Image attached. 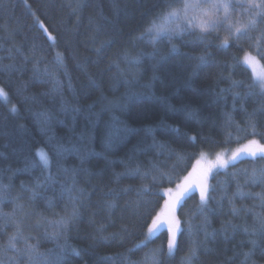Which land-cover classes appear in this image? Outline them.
I'll use <instances>...</instances> for the list:
<instances>
[{
	"label": "trees",
	"instance_id": "trees-1",
	"mask_svg": "<svg viewBox=\"0 0 264 264\" xmlns=\"http://www.w3.org/2000/svg\"><path fill=\"white\" fill-rule=\"evenodd\" d=\"M156 4L157 0H4V7H0V24L7 23L15 29V35L10 40H0V43L6 46L14 43L29 57L25 63L18 56L15 71H0V86L5 88L10 97L9 102L0 98V153L6 157L0 158V167L10 164L13 168H22V153L44 145L48 136L55 135L67 143L69 139L75 140L76 135L82 131L93 133V152L84 164L92 174L81 173L77 176V187L84 189V194L79 206V218L69 232V242L73 246L89 249L92 254L84 256L83 260L69 255L68 264H85V261L87 264H124L125 259L139 260L160 246L164 249L160 257L163 264H181L182 257L195 242L204 244V234L197 228L204 219L197 214L198 190L177 209V215L182 221H191L192 232L186 230L178 236L174 256L167 255L166 231L146 242V247L138 250L134 248L144 240L151 218L160 211L166 199L162 190L174 188L176 183L192 171L193 165L200 158V150L203 148L208 151L206 141L217 142L209 154L215 155L225 148L235 150L246 144L248 139H261L260 134L264 133V114H259L256 117L258 123L255 137L250 134L253 131L251 128H246V133H237L233 127V135H239L241 139L221 143L224 140L226 113L236 123L246 126V113L264 103V98L258 95H243L249 90L247 85L251 83L253 71L249 64L248 67L236 63L234 57L242 59L247 51L262 66L264 59L254 49L248 48L247 43L244 44L245 51L235 46L227 51L211 48L213 56L209 58L210 63L193 75V65L197 61L190 60L186 54L201 53L203 45L191 43V36L173 41L177 46L175 52L171 51L168 43H160L159 51L153 58V48L147 42L148 37L134 42L133 37L143 31ZM33 12L43 21V28L33 22ZM44 28L48 31L45 32ZM50 32L54 40L49 38ZM3 35L0 33V36ZM33 45L34 57L30 53ZM125 51L131 55L143 53L139 65L129 66L121 56ZM57 54L62 57L59 67L56 64ZM4 55L5 52H0V56ZM36 60H39L38 70H34ZM213 60L218 63L228 61L232 67L225 70V75L230 72L232 80L242 81L245 85L233 89V92L241 93V98L235 104L232 94L218 95L219 89L230 86V81L218 78L221 69L218 63L211 62ZM113 62L119 64V70L113 66ZM2 63L7 64L9 61L3 60ZM46 66L55 70L58 84L44 74ZM161 98H167V103L176 108L189 104L197 110L198 115L193 120L175 115L165 109ZM110 101L116 103L109 106ZM120 103L126 104L123 111L116 106ZM11 104H16L19 111L11 112ZM40 112H47L51 116L50 126L38 121L36 113ZM113 113L126 120L135 131L129 134L127 143L114 144L108 148L102 143V131ZM94 114H99V117ZM89 119L95 120V125H90ZM161 120L167 125L179 126V133L156 128V139L168 147L160 155H157L159 149L138 151L135 163L144 167H148L150 162L157 163L173 177V181L169 182L166 177L156 184L144 181L149 183L151 191L143 194V202L138 207L135 201L138 199L137 189L141 181L138 178L117 180L113 173L124 170L119 161L127 160L129 151L145 136L143 130L149 126L156 127ZM45 127H50V131L42 132L41 129ZM188 136H195L196 139L189 140ZM151 142L149 136L138 148L143 149ZM261 142L264 143V139ZM169 150H173L171 156ZM176 153H180L182 158H178ZM228 153L231 155V151ZM109 161L116 163L110 164ZM65 163L68 167L80 166L75 155L68 157ZM257 164H264V160H258ZM251 166L252 160L249 157L236 162L227 170H214L215 175L210 183L218 184L229 178L228 174ZM38 174L37 170L31 175ZM22 180L29 181L30 176L24 174L16 177L14 183L17 191ZM129 186L130 191H122ZM234 187L233 184L229 192ZM109 189H112L111 195L108 194ZM245 190L255 192L260 191V188ZM42 195L45 199L36 201L37 210L55 219V214L62 213L68 203L67 195L61 198L59 184ZM213 195L219 197L220 193ZM49 203L51 207H48ZM109 203L111 207L107 206ZM243 203L251 205L253 201ZM227 207V202L223 207L215 201L210 203L209 208L214 211L206 213L211 222L209 232L218 229L221 221L228 218ZM11 209V204L3 205L4 211ZM26 223L25 234L31 233L35 237L31 242H39L41 251L54 246L44 238V228H35L32 220ZM101 225L105 227L103 233L97 230ZM182 226L185 229L188 227L187 223ZM48 231L52 229L48 228ZM11 232V228L7 229V233ZM112 234H116L114 239ZM101 235L108 237L107 241H100L98 237ZM244 238L240 235L236 237L237 240ZM6 241L7 234H0V245ZM261 245L264 246V240ZM228 246L231 247V244ZM204 247H210L216 252L222 251L225 247L222 235L218 234L214 241H209ZM109 256L115 259H106ZM215 258V254L206 255L201 251L200 259L194 264H210ZM255 258L259 264H264V257L259 255V250ZM21 264L24 262L21 261Z\"/></svg>",
	"mask_w": 264,
	"mask_h": 264
},
{
	"label": "snow or ice",
	"instance_id": "snow-or-ice-1",
	"mask_svg": "<svg viewBox=\"0 0 264 264\" xmlns=\"http://www.w3.org/2000/svg\"><path fill=\"white\" fill-rule=\"evenodd\" d=\"M0 7H4V0H0ZM30 7V6H29ZM33 22L44 27L41 21L33 12ZM47 32V28H44ZM0 40H10L15 35V29L9 24H0ZM50 39L55 37L48 33ZM184 36H191V43L203 45V51L199 54L189 55L190 60L197 61L193 65V75L202 67L210 63V57L213 53L211 48H216L218 51H227L235 46L241 51H245L244 44L247 43L248 48L254 49L262 59H264V0H157V4L149 17L143 31L133 37V42L136 40H144L148 37V43L151 44L153 52L151 55L156 57L159 48L158 45L166 42L171 46V51H177V46L173 41L182 39ZM105 43H110L105 42ZM0 52H5L6 55L0 56V71H15L17 57H22L27 63L29 57L24 54L21 48L14 43L5 45L0 43ZM31 55L35 56V45L30 50ZM143 53L131 55L128 51L121 54L122 58L129 66L139 65L140 58ZM236 63L250 64L252 57L249 52L245 51L243 59L235 58ZM3 60H8L9 63H2ZM212 63H218L211 61ZM56 64L59 67L62 64L61 54H57ZM39 60L34 63V70H38ZM113 66L119 70V64L113 62ZM220 71L218 78L220 80H229L230 86L219 89V93H230L233 96V101L241 98V93L233 92V89L243 88L245 85L242 81L232 80L231 73L225 75V70L230 69L232 65L228 61L218 63ZM44 74L58 84L55 70H50L47 66L44 69ZM248 92L244 93L245 97L258 95L264 98V72H255L251 83L247 85ZM195 91V90H194ZM0 98L5 102L10 101L8 92L4 87L0 86ZM162 103L167 111L182 115L186 120H193L197 117L198 112L189 104H183L176 108L167 103V98H161ZM116 102H109V106ZM118 106L122 111L126 108V104L120 103ZM78 111V109H74ZM10 111L16 113L19 111L16 104H11ZM259 114H264V103L258 108H254L251 112L246 113V126H242L232 120L230 114H225V133L224 140L221 143H230L233 139L239 140V135H233V127L237 133H246V128H251L250 133L253 137L257 135L255 129L257 127L256 117ZM99 117V114H94ZM38 121L46 126H50L51 116L47 112L36 113ZM96 121L89 119L90 125H95ZM20 127H23L21 125ZM156 128H160L164 132L169 130L179 133V126L167 125L163 120L156 127H146L143 131L145 136L137 141V145L127 154V160H120L119 163L124 166L122 172H114V177L120 178H138L141 181L137 189V201L135 204L139 207L143 202V194L146 191H151L149 183L156 184L161 178L166 177L169 182L173 181V177L163 171L157 163L150 162L148 167H144L140 163H135L137 152H146L151 149H159L157 155L163 154V151L168 146L156 139ZM42 132L50 131V127L41 129ZM128 126L126 120L120 116L111 115L110 119L105 122L102 131V143L105 147L111 148L114 144L127 143L130 133L134 132ZM151 137V144L145 148L139 149L138 145L144 143L147 137ZM261 139H248L247 143L241 147L231 150L222 149L215 153V160L209 161L207 164H202L211 153L212 148L217 142H207L208 151L199 152L200 159H197L193 169L181 179V182L176 183L175 188H167L164 190V195L167 199L164 200L163 206L155 216L151 218V223L148 225L144 240L134 246L136 250L140 247H146V242H150L163 231L167 232V255L174 256L178 247V236L184 231L192 232V224L190 220L182 221L177 215V209L182 207L183 202L197 190L199 192V206L197 214L204 217L202 223L197 226L199 231L204 234V244L209 241H214L218 234L222 235L225 242V247L222 251L216 252L210 247H204L199 241L195 242L190 247L188 253L182 257L181 264H194L200 259V253L203 251L206 255L215 254V260L210 261V264H259L255 258L257 250L259 255L264 257V246L261 241L264 240V164H257L258 160H264V133L260 134ZM189 140H195V136H188ZM93 133L91 131H82L78 133L75 140L69 139L67 143L55 135L48 136L44 145L36 148L27 149L23 154L22 168H13L10 164L7 167H0V234H7L6 243L0 245V264H68L67 257L73 255L78 259L83 260L84 256L91 255L89 249H81L73 246L69 241V232L73 223L79 218V206L81 198L84 194V189L77 187V176L81 173L91 175L84 164L88 157L92 154L91 147ZM231 151V155L227 153ZM173 150H169V155H172ZM71 155H75L79 161V167L66 166V160ZM178 158H182L180 153H176ZM251 158L252 166L250 168L239 169L236 172L228 174L226 178L218 184L210 183V179L214 178V170H227L236 162ZM0 158L6 159L3 153H0ZM116 163V161H109ZM55 168V171H53ZM38 175L32 176L35 171ZM28 174L29 181H20L19 190L17 191L15 179L19 175ZM241 174L243 179L241 180ZM5 180L7 182H5ZM148 181L149 183H144ZM59 184L61 189V198L65 195L68 197V203L62 210V213H56V218H50L44 212L38 211L36 201L43 200L42 195L49 189H54ZM235 185L234 190L229 192V188ZM252 187L260 188V191H251ZM131 187L122 189V191H130ZM219 192V197L213 195ZM25 194H27L25 196ZM109 195L112 194V189H109ZM160 195L159 192L156 193ZM253 201L250 205L243 201ZM215 201L221 207L227 202V219L221 221L218 229H208L211 227V222L206 215L207 212L214 210L209 208L210 203ZM241 201V203H237ZM11 204V211H4L3 205ZM49 203L48 207H51ZM111 207L109 203L107 205ZM32 220L35 228H44V238L53 243V247L44 251L40 250V244L32 243L35 239L31 233L25 234L27 221ZM187 223L185 229L182 225ZM11 228L12 232L7 233V229ZM48 228L52 231L49 232ZM103 233L105 227L99 226L97 229ZM116 234H112L115 238ZM237 235L245 237L237 240ZM94 239H96L94 237ZM100 241H107L108 237L99 236ZM235 241V243H232ZM231 244V247L228 245ZM19 245V246H18ZM92 247V246H90ZM129 251H132L131 249ZM163 246L150 250L144 257L139 260L125 259L124 264H163L160 258L163 254ZM231 252V255L228 253ZM12 253V255H9ZM106 259H115L114 256H109ZM85 264L87 262L85 261Z\"/></svg>",
	"mask_w": 264,
	"mask_h": 264
},
{
	"label": "rangeland",
	"instance_id": "rangeland-1",
	"mask_svg": "<svg viewBox=\"0 0 264 264\" xmlns=\"http://www.w3.org/2000/svg\"><path fill=\"white\" fill-rule=\"evenodd\" d=\"M245 55V54H244ZM243 55V56H244ZM251 55V54H250ZM251 57H252V60H251V63L249 64V66L251 67V69H252V71H253V69L255 70V72H257V73H259V72H264V66H262L259 62H258V60L256 59V57H254L253 55H251ZM242 59H243V57H242ZM255 61V62H254ZM246 66H248V64H245ZM248 66V67H249ZM3 99V98H2ZM4 100V99H3ZM227 155H230V153H227ZM200 159V158H199ZM213 160H215V155H208L207 156V158L205 159V160H202L201 161V163L202 164H207L209 161H213ZM196 164V163H195ZM175 188V187H174ZM173 188V189H174ZM164 190L165 189H163L162 190V193L164 194ZM166 199H167V197H166ZM163 206V205H162Z\"/></svg>",
	"mask_w": 264,
	"mask_h": 264
},
{
	"label": "bare ground",
	"instance_id": "bare-ground-1",
	"mask_svg": "<svg viewBox=\"0 0 264 264\" xmlns=\"http://www.w3.org/2000/svg\"><path fill=\"white\" fill-rule=\"evenodd\" d=\"M51 33V32H50ZM53 35V34H52Z\"/></svg>",
	"mask_w": 264,
	"mask_h": 264
}]
</instances>
